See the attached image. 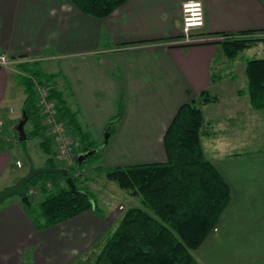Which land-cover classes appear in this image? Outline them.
Listing matches in <instances>:
<instances>
[{
    "label": "crops",
    "instance_id": "crops-1",
    "mask_svg": "<svg viewBox=\"0 0 264 264\" xmlns=\"http://www.w3.org/2000/svg\"><path fill=\"white\" fill-rule=\"evenodd\" d=\"M182 1L126 0L107 16L96 18L81 12L70 0H0V55L45 64L41 69L55 74L56 89L97 144L120 106L121 115L111 125L109 138L123 135L118 142L127 153L113 166L164 161L163 135L177 109L185 102L197 104L206 131L201 136L203 152L231 193L215 228L197 247L198 261L264 264V139L255 138L252 149L235 151L221 141V132L230 129L229 125H249L248 132L254 126L263 129L264 110L251 107L247 94L239 91L245 86L231 84L237 58L229 60L220 43H169L180 35ZM202 2L201 31L218 39L220 32L264 28V0ZM219 53L223 55L217 59ZM9 68L12 66L0 65V133L13 113L9 107L1 108L16 88L10 83ZM203 90L216 97L212 106H208L210 101H198ZM21 118L14 121L17 133ZM9 141L0 134V189L28 169L13 174L12 166L22 167L23 163L17 166L19 159L11 163ZM216 143L221 145L219 151ZM206 144L208 148L213 144L212 149L207 151ZM34 166H44V162ZM112 205L107 207L110 213L116 207ZM63 222L85 230V250L109 225L100 220L98 226L90 210ZM54 226L35 229L21 200L14 196L5 199L0 204V264H46L48 232ZM75 242H71L70 257L78 249Z\"/></svg>",
    "mask_w": 264,
    "mask_h": 264
},
{
    "label": "trees",
    "instance_id": "trees-1",
    "mask_svg": "<svg viewBox=\"0 0 264 264\" xmlns=\"http://www.w3.org/2000/svg\"><path fill=\"white\" fill-rule=\"evenodd\" d=\"M70 1L81 12L102 18L126 0ZM220 33V39L204 42L220 43L229 60L244 49L264 42V28ZM19 57L22 58V55ZM16 66L24 73L15 75L24 93L21 117L26 116L25 124L27 121L31 123V129L25 131V138L19 142L24 146L29 135L39 136V146L47 155L44 166L66 168L76 188L83 192H71L66 182L67 175L37 174L24 186L28 197L27 202H22L25 212L37 230L61 223L86 210L100 215L98 212L101 211L93 202L91 194L77 185L74 176L82 165L76 164V155L98 144L82 129L76 110L66 104L61 92L56 89L54 73L44 72L37 61L20 60ZM244 73L246 84L239 91L247 94L252 108L264 110V55L246 59ZM213 79L214 75H211ZM34 82L46 86L49 97L55 103L56 117L63 122L67 136L75 134V139L71 136L74 152L67 166L54 159L57 154L53 148L55 143L47 133ZM215 100L216 97L207 90L199 94L200 102ZM120 115L119 109L107 124L110 133L111 125ZM204 134L206 131L201 108L193 101L185 102L179 106L164 132V161L116 165L104 169L107 179L115 181L131 196H139L143 208L136 205L125 208L115 228L95 254L93 264H200L194 251L216 226L231 197L227 183L203 152L201 136ZM101 150L88 160L97 157ZM46 183H51L54 189H47ZM37 185L44 192V197L34 206L28 189Z\"/></svg>",
    "mask_w": 264,
    "mask_h": 264
},
{
    "label": "rangeland",
    "instance_id": "rangeland-1",
    "mask_svg": "<svg viewBox=\"0 0 264 264\" xmlns=\"http://www.w3.org/2000/svg\"><path fill=\"white\" fill-rule=\"evenodd\" d=\"M221 54L222 53H219L217 55V59L221 56ZM263 55H264V42H258L253 46L241 51L239 55L235 57L237 58L236 69H234V71H236V77L230 81L231 84L232 85L234 84L237 88L244 87L246 84L245 75H244L245 74L244 66L246 59L250 57H260ZM19 61L20 59L16 61H12L10 64V67L12 66V68H9V74L11 76L10 83H14L16 88L12 90V96L8 100H5L3 104H1V108L8 110L7 108L9 107V110L11 108L10 112L13 111V113H10L7 123L4 125V127L2 128V132L0 133L1 136L8 137L10 139L9 148L12 156L11 163H14L15 159H19L21 163H23L22 167L15 168L12 166V169L14 171L13 174L16 175L26 170V167H28L29 162L39 165L42 164L45 158L47 157V155L43 152V150L39 146V141H40L39 136L29 135V138L25 140V145L23 146L19 142L20 140L19 133H17L16 130L13 129L14 121L16 120L17 117L21 115V103L23 98L22 86L19 84L17 85V81L15 80L14 77L16 73L17 74L22 73L24 75L23 71L16 66V64L19 63ZM28 61L32 62L35 60L30 59ZM51 64L54 67L53 61ZM39 66L40 68H44L45 64L41 63L39 64ZM212 104L213 102H210L208 106H212ZM226 105H228V103H225L223 105V108ZM219 111L223 112V109H220ZM229 126L230 129L221 132L222 135L221 141L223 140V142L228 144L227 147L232 146L233 151L245 149L248 146L250 149H252L253 147H251L250 144L252 145L254 144L255 138L264 139V128L261 129L258 126H254L253 127L254 131H252L253 128L251 127L250 131L248 132L249 125H241L239 128H236L235 126H231V125ZM24 129H25L24 131H29L31 129L30 121L26 122ZM68 137L71 138L70 153H72L73 156V152H74L73 151L74 145L72 143L73 139L70 135ZM225 137H227L228 140L225 141ZM123 138H124L123 135L118 134L116 136L112 134L109 138V143H107V145L104 146L105 149L103 148L104 150L102 149L97 157L82 163L81 167L78 169V171L75 172L74 175L76 177L77 185L89 191V193L92 196L93 202L97 205V207L101 211L98 212L100 215H97L92 210H90V212L96 216V219L98 221L97 222L98 226L100 220H103L104 224L107 223L109 224L107 229L97 239H95L93 243L91 242V244H89V247L85 250L84 246L88 235L85 232V230H81V227L76 228V226L75 229H72L70 227L71 224L70 226H68L63 224L64 222L56 224L54 227L50 229L53 230L54 232L52 231L51 233L50 230L48 232L49 246H48V256H47L46 264H93L95 254L100 249L106 237L113 231L116 224L118 223V220L120 218V215H118V213H120L119 211L123 212L125 208L128 207V205H136L143 208L139 196L129 195L125 189L120 188L115 181L107 179L104 174L105 168L113 166L114 163H119L122 158L121 156L122 155L125 156V154L127 153V151L125 152V150L123 149L124 144L122 143L121 145L118 142L119 139L123 141ZM209 138L211 139L212 137ZM247 138H249L247 142L243 143V140ZM215 140L217 141L216 138ZM212 145H210L208 148V145L206 144V147L208 149L207 151L212 149L213 147ZM214 147L216 151H219L221 145H219V143H216V146L214 145ZM227 147L224 146V148ZM53 148L54 150H56V144L53 145ZM54 159L56 162H59L61 165L67 166V164H65V162L61 160L57 154ZM46 188L54 189L51 183H46ZM29 189H28V194L32 196V204L35 206L36 203H38L40 200L43 199L44 192L40 189L38 185L32 188L31 193L29 192ZM13 196L16 197V199L20 202L19 195H13ZM110 204H114L116 206L114 208L111 207V210H113L111 213L108 212L110 208L107 209L108 205ZM76 225L78 226V223ZM77 238H78V242H75ZM72 241L78 243V246H76L78 247V249L75 251V253L73 252L75 255L73 257H70L68 253L70 252L71 249H73L72 246L73 243L71 244ZM196 250L194 251V255L198 260L199 258H198V253H196Z\"/></svg>",
    "mask_w": 264,
    "mask_h": 264
},
{
    "label": "built area",
    "instance_id": "built-area-1",
    "mask_svg": "<svg viewBox=\"0 0 264 264\" xmlns=\"http://www.w3.org/2000/svg\"><path fill=\"white\" fill-rule=\"evenodd\" d=\"M198 21V23L196 22ZM204 25V7L202 0H184L181 3V28L179 37L169 41L171 44H192L202 43L204 41L216 39L213 34H207L201 31ZM13 58L5 55H0V65L9 66ZM35 89L39 97V103L43 113L44 123L47 125V133L52 136L56 144V151L58 157L70 164L72 160V153H70L71 138L67 136L66 129L62 121L56 117L55 103L49 97V92L46 86L40 82H34ZM11 111V108H10ZM1 127V120H0ZM16 165L21 166L20 160H16ZM32 192V189H29Z\"/></svg>",
    "mask_w": 264,
    "mask_h": 264
},
{
    "label": "water",
    "instance_id": "water-1",
    "mask_svg": "<svg viewBox=\"0 0 264 264\" xmlns=\"http://www.w3.org/2000/svg\"><path fill=\"white\" fill-rule=\"evenodd\" d=\"M26 121V116L24 115L17 126V130L19 132L20 140L24 139L26 134L24 131V124ZM109 126H107L103 133L102 141L93 148H89L83 152H80L75 157V162L77 165L84 163L88 160V158L93 155L95 152L103 149L105 144L107 143L109 137ZM40 173H59L62 175H67V169L64 167H50V166H34L32 162H29L27 171L21 175L17 180H15L12 184L5 186L0 189V204L8 197L13 195H19L21 197V202H27L28 197L25 192V184L34 176ZM66 182L70 187L72 193H83L81 190L76 188V184L73 181L72 177L67 175Z\"/></svg>",
    "mask_w": 264,
    "mask_h": 264
},
{
    "label": "snow or ice",
    "instance_id": "snow-or-ice-1",
    "mask_svg": "<svg viewBox=\"0 0 264 264\" xmlns=\"http://www.w3.org/2000/svg\"><path fill=\"white\" fill-rule=\"evenodd\" d=\"M198 23V21H196Z\"/></svg>",
    "mask_w": 264,
    "mask_h": 264
}]
</instances>
